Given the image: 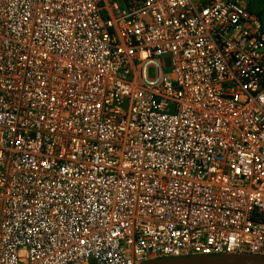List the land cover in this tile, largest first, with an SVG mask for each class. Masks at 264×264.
Segmentation results:
<instances>
[{"label": "built area", "instance_id": "2783aa9c", "mask_svg": "<svg viewBox=\"0 0 264 264\" xmlns=\"http://www.w3.org/2000/svg\"><path fill=\"white\" fill-rule=\"evenodd\" d=\"M250 1L0 0V264L264 256Z\"/></svg>", "mask_w": 264, "mask_h": 264}, {"label": "water", "instance_id": "95a60500", "mask_svg": "<svg viewBox=\"0 0 264 264\" xmlns=\"http://www.w3.org/2000/svg\"><path fill=\"white\" fill-rule=\"evenodd\" d=\"M142 264H264V256L251 254H218L163 257Z\"/></svg>", "mask_w": 264, "mask_h": 264}, {"label": "trees", "instance_id": "16d2710c", "mask_svg": "<svg viewBox=\"0 0 264 264\" xmlns=\"http://www.w3.org/2000/svg\"><path fill=\"white\" fill-rule=\"evenodd\" d=\"M250 10L259 17L264 31V0H251Z\"/></svg>", "mask_w": 264, "mask_h": 264}]
</instances>
